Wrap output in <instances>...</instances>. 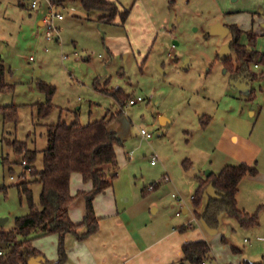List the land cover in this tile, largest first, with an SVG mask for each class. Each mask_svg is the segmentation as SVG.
I'll return each instance as SVG.
<instances>
[{
  "label": "rangeland",
  "instance_id": "374dc122",
  "mask_svg": "<svg viewBox=\"0 0 264 264\" xmlns=\"http://www.w3.org/2000/svg\"><path fill=\"white\" fill-rule=\"evenodd\" d=\"M115 1L121 10H130L125 23L119 16L113 23L99 20L102 13L87 11L79 0H39L36 9L30 0H0V62L8 85L0 89V105L18 108L16 122H5L0 115V219H7L0 230L9 231L16 217L29 213L18 183L32 181L36 204L41 193L37 175L23 164L11 141L38 150L33 165L40 171L50 124L61 118L85 125L121 112L109 124L122 142L116 147L118 165L106 169L117 173L115 184L130 181L132 213L141 215V223L165 231L191 220V228L202 230L211 246V258L204 264H264V220L259 227H243L223 214L213 229L194 210L201 211L215 191L210 189L200 206L192 199L209 172L242 163L229 154L234 147L248 142L264 149V67L252 65L256 79L232 83L217 58L232 55L228 25L264 29L259 20L252 22L251 1ZM255 47L263 51V36L258 35ZM40 81L56 88L55 107L46 118L38 117L35 106L47 99ZM104 89H121L129 98L121 106ZM138 97L143 100L129 104ZM142 129L152 138L146 139ZM232 132L238 138L232 139ZM80 180L73 177V191L80 188ZM183 204L189 213L183 212ZM155 207L160 210L154 212ZM50 237L58 236L30 235L42 251L30 264H57L59 239L52 261Z\"/></svg>",
  "mask_w": 264,
  "mask_h": 264
},
{
  "label": "trees",
  "instance_id": "16d2710c",
  "mask_svg": "<svg viewBox=\"0 0 264 264\" xmlns=\"http://www.w3.org/2000/svg\"><path fill=\"white\" fill-rule=\"evenodd\" d=\"M54 1V0H53ZM87 11H99V20L113 23L119 16L122 23L128 18L130 10H121L115 0H79ZM232 40L229 48L232 55H218L230 74L232 83L249 82L258 77L252 70V65L264 67V49H256L258 34L253 30L244 31L237 24L228 25ZM247 41H243V37ZM6 67L0 62V89L6 88ZM264 76V71L261 73ZM42 93L46 95L45 102L35 106L39 118L48 117L55 105L52 98L56 93L55 86L44 81L38 83ZM105 93L113 96L122 105L129 98L121 89H104ZM130 100V99H129ZM121 113H116L117 115ZM102 118L88 124H82L78 119L67 123L61 118L48 126V146L43 150L44 167L38 171L33 163L38 150L30 149L26 142L13 140L10 142L14 151L23 158L27 168L33 169L36 180L41 183L39 204L34 201L30 180L18 183L16 186L21 198L29 203V213L16 217L14 226L9 231L0 230V241L5 242L6 249L0 255V264H30L34 256L42 252L35 247L34 238L37 236L57 235L59 239L57 264L67 260L65 238L74 234L79 239H85L96 233L99 228V218L96 215L94 201L96 197L113 185L117 173L107 172L106 166L116 169L118 165L117 149L122 142L117 134L110 130V122L116 118ZM0 115L5 122H16L18 108L16 105H0ZM253 165L240 163L229 164L219 173L211 172L205 179H200L196 194L193 196L195 206H200L210 189L215 195H209L202 213L195 212L213 229L220 226L221 216L227 214L235 218L243 227H253L259 224V211L248 213L238 207L237 194L239 185L245 176L257 174ZM77 174L82 182L90 185L89 189L81 188L72 193V178ZM156 187V184L155 186ZM79 197L86 201V215L81 222H74L70 216V207ZM191 226L178 229L186 231ZM19 237L24 239L20 240ZM183 258L179 264H204L211 258V246L206 240L188 241L183 244ZM261 264V263H257Z\"/></svg>",
  "mask_w": 264,
  "mask_h": 264
},
{
  "label": "crops",
  "instance_id": "0c3cea01",
  "mask_svg": "<svg viewBox=\"0 0 264 264\" xmlns=\"http://www.w3.org/2000/svg\"><path fill=\"white\" fill-rule=\"evenodd\" d=\"M249 1L253 6L249 9L252 13V22H258L259 20L260 28L261 25L264 27V0ZM245 26L239 25L244 31L253 30L256 34L264 37V29L261 28L255 31L253 26L251 28ZM231 134L229 136L232 139L238 138L234 133ZM263 151L264 149L260 145L244 142L240 147H234L229 152L231 156L242 163L255 166L258 171L256 175H248L242 179L237 194V204L240 209L248 213L259 211V224L253 227H259L260 219L264 220V162L263 164L260 162ZM256 163H258V167ZM114 182L110 188L99 194L94 201L96 215L99 218L98 231L85 239H79L74 234H67L65 247L68 259L64 264H176L184 256L182 249L184 243L201 239L206 240L200 229L190 228L192 230L182 231L178 229V226L173 225L169 229L161 231V226L149 227L150 222L141 223V215L132 213L135 205L128 197L131 191L130 181L120 182L119 184ZM81 183L79 189L90 188V185ZM76 191H73L72 188L73 194ZM205 206L197 212L202 213ZM159 210V207L154 208V212ZM189 211L190 207L188 205L183 207L184 213H189ZM85 215L86 201L83 197H79L70 207V216L74 222H81ZM190 221L182 226H192ZM57 238H48L52 245V261L57 258ZM48 239L43 240L47 242ZM206 241L208 242V240ZM33 243L35 244L34 241ZM39 246L41 247V244Z\"/></svg>",
  "mask_w": 264,
  "mask_h": 264
},
{
  "label": "built area",
  "instance_id": "2783aa9c",
  "mask_svg": "<svg viewBox=\"0 0 264 264\" xmlns=\"http://www.w3.org/2000/svg\"><path fill=\"white\" fill-rule=\"evenodd\" d=\"M30 1H31V8H32V9H36V8H38L39 0H30ZM48 2L50 3V0H48ZM50 9H52V8L50 7ZM56 15L58 16L59 19H62V18H63V16L60 15V14H56ZM52 16H53V15H52ZM44 24H48V25H49V21H48V19H44ZM49 28H50V30H53V28H52L51 25H49ZM47 38H48L49 40L52 39V34H51L50 31L47 33ZM31 59H32V58H31ZM142 100H143V99H142L141 97H138V98H136V99L132 98V99L129 100V104L133 105V104H136L137 101H142ZM141 133L143 134V136H144L146 139H151V138H152V135H151L150 133H148L145 129H142ZM155 162H156V158L154 157L153 160H152V163L154 164ZM23 163H25V161H23ZM164 180H165L166 182H169L171 179H170L169 176L166 175V176L164 177ZM153 189H154V186H150V187L148 188L149 191H152ZM173 196H174V197H177L175 194H173ZM192 199H193V196H192ZM178 201H179V202H183L182 198H178ZM183 205H184V204H183ZM178 214H179V213H178ZM3 253H4V249H3V248H0V255H2Z\"/></svg>",
  "mask_w": 264,
  "mask_h": 264
},
{
  "label": "water",
  "instance_id": "95a60500",
  "mask_svg": "<svg viewBox=\"0 0 264 264\" xmlns=\"http://www.w3.org/2000/svg\"><path fill=\"white\" fill-rule=\"evenodd\" d=\"M233 1H236V0H233ZM209 174H210V172H209ZM6 220L7 219H0V225H3ZM6 247L7 246H6L5 242L0 241V248L6 249Z\"/></svg>",
  "mask_w": 264,
  "mask_h": 264
}]
</instances>
